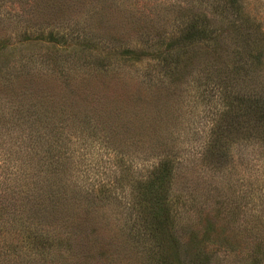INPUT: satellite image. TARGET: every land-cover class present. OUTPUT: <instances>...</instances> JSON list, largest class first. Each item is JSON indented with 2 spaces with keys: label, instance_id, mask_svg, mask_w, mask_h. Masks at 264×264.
<instances>
[{
  "label": "rangeland",
  "instance_id": "374dc122",
  "mask_svg": "<svg viewBox=\"0 0 264 264\" xmlns=\"http://www.w3.org/2000/svg\"><path fill=\"white\" fill-rule=\"evenodd\" d=\"M252 107L264 0H0V264H264Z\"/></svg>",
  "mask_w": 264,
  "mask_h": 264
},
{
  "label": "trees",
  "instance_id": "16d2710c",
  "mask_svg": "<svg viewBox=\"0 0 264 264\" xmlns=\"http://www.w3.org/2000/svg\"><path fill=\"white\" fill-rule=\"evenodd\" d=\"M207 26L208 24H206V27L199 29L200 34L205 35L208 33L209 30L207 29ZM238 29L239 31H243L242 26ZM205 38L206 37H204L203 40ZM47 99H50L49 96L40 92V117L42 121L58 116L56 114L59 109L54 108V106ZM252 116L254 121H258V123H261L264 126V110L261 111L252 107ZM164 165H166V162L163 160L158 162L155 170H161ZM64 169L66 168L52 167L46 171L40 169V213L51 212V215L53 213V219H59V221L62 213L64 212L65 206L69 204L66 203L68 200L66 196H68V193L71 192L68 182H64L65 180L62 181L59 178ZM161 172L163 173V177L158 176L157 179L164 183L168 177L170 178L173 170H171V168H164ZM43 218L46 219L47 215L43 216Z\"/></svg>",
  "mask_w": 264,
  "mask_h": 264
}]
</instances>
